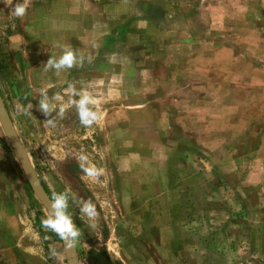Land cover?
Here are the masks:
<instances>
[{"label": "rangeland", "instance_id": "obj_1", "mask_svg": "<svg viewBox=\"0 0 264 264\" xmlns=\"http://www.w3.org/2000/svg\"><path fill=\"white\" fill-rule=\"evenodd\" d=\"M82 1L71 36L0 0L1 98L77 264H264V0ZM45 214L0 145V264H65Z\"/></svg>", "mask_w": 264, "mask_h": 264}, {"label": "water", "instance_id": "obj_2", "mask_svg": "<svg viewBox=\"0 0 264 264\" xmlns=\"http://www.w3.org/2000/svg\"><path fill=\"white\" fill-rule=\"evenodd\" d=\"M0 129L3 136L10 146L11 152L14 155L18 166L23 174V177L34 198L38 201L45 213L50 216L57 229L60 244L62 247L65 264H77V258L71 235L68 226L59 209L47 197L43 188L41 187L37 176L26 156L22 144L13 128L9 115L4 107L3 101L0 97Z\"/></svg>", "mask_w": 264, "mask_h": 264}, {"label": "crops", "instance_id": "obj_3", "mask_svg": "<svg viewBox=\"0 0 264 264\" xmlns=\"http://www.w3.org/2000/svg\"><path fill=\"white\" fill-rule=\"evenodd\" d=\"M47 2H50L54 5L52 9V13L57 16V20L55 21V23H52L53 24L52 26H56V29L63 30L62 32L63 35L70 34L72 36V31L76 27H78V24L79 26H81L82 23L80 22V19L78 24L76 22L72 23L73 18L71 13H73V10L82 12L81 4L83 3V1L82 0H47ZM75 5L78 6H76L77 8L73 9V6L75 7ZM67 29H71L72 31L70 32ZM75 34H77V32ZM85 35H86L85 39L88 40V34L85 31L78 32L77 34L78 38L80 39L82 37H85Z\"/></svg>", "mask_w": 264, "mask_h": 264}, {"label": "trees", "instance_id": "obj_4", "mask_svg": "<svg viewBox=\"0 0 264 264\" xmlns=\"http://www.w3.org/2000/svg\"><path fill=\"white\" fill-rule=\"evenodd\" d=\"M0 97H1V94H0ZM2 99V98H1ZM4 103V102H3ZM0 145L6 150V151H11L10 149V146L8 145V143L6 142V140H2L0 139ZM26 182V181H25ZM40 183V182H39ZM41 187L43 188L44 192L46 193L47 197L51 200V198L49 197V195L47 194L45 188L42 186V184L40 183ZM26 186L27 183H26ZM29 188V187H28ZM38 203V201H37ZM38 206L40 207V209H42V207L40 206V204L38 203ZM45 219L50 223L49 226H50V229H49V235L51 237V239L54 241V242H57V243H60V239H59V235H58V232H57V229L55 227V224H54V221L53 219L48 216L47 214H45ZM88 256L89 258L97 263V264H107V256L104 252L103 249L101 250H98V251H89L88 252Z\"/></svg>", "mask_w": 264, "mask_h": 264}, {"label": "clouds", "instance_id": "obj_5", "mask_svg": "<svg viewBox=\"0 0 264 264\" xmlns=\"http://www.w3.org/2000/svg\"><path fill=\"white\" fill-rule=\"evenodd\" d=\"M24 11H25V7H24L23 4H22V5H18V6L15 7V12H16L17 15H23V14H24ZM71 62H72V56H71V54L69 53L67 56H65V57L60 61L59 65H57V66L59 67L60 65H65V64L70 65ZM41 107H42L45 111H47V105L42 104Z\"/></svg>", "mask_w": 264, "mask_h": 264}]
</instances>
